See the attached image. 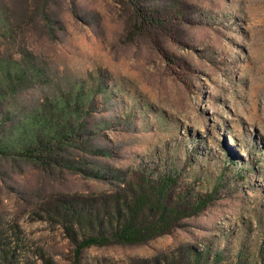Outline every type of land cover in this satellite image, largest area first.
I'll list each match as a JSON object with an SVG mask.
<instances>
[{
	"label": "rangeland",
	"instance_id": "374dc122",
	"mask_svg": "<svg viewBox=\"0 0 264 264\" xmlns=\"http://www.w3.org/2000/svg\"><path fill=\"white\" fill-rule=\"evenodd\" d=\"M61 99L83 127L55 160L0 155V264H74L64 200L167 176L206 204L78 264H264V0H0V130Z\"/></svg>",
	"mask_w": 264,
	"mask_h": 264
},
{
	"label": "trees",
	"instance_id": "16d2710c",
	"mask_svg": "<svg viewBox=\"0 0 264 264\" xmlns=\"http://www.w3.org/2000/svg\"><path fill=\"white\" fill-rule=\"evenodd\" d=\"M139 10L142 19H157ZM74 115V108L67 99L54 105L41 104L15 125L14 131L10 128L13 132L0 130V155H16L50 164L61 147L73 139L71 134L83 127L79 121L75 122ZM171 180L170 176L157 181L142 178L134 187H124L109 196L107 202L101 201L100 211L87 209L84 204L78 208L64 200L56 209L62 211L64 227L74 243V264H78V257L86 247L145 243L169 232L182 217L198 212L206 204L207 201L200 198L192 204L174 198L169 192ZM171 264H201V260L199 254L188 252L185 261L176 260Z\"/></svg>",
	"mask_w": 264,
	"mask_h": 264
}]
</instances>
